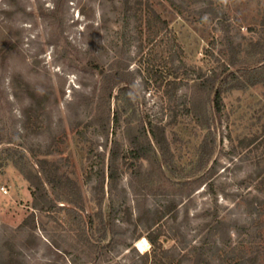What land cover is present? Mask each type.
Wrapping results in <instances>:
<instances>
[{"label": "rangeland", "instance_id": "rangeland-1", "mask_svg": "<svg viewBox=\"0 0 264 264\" xmlns=\"http://www.w3.org/2000/svg\"><path fill=\"white\" fill-rule=\"evenodd\" d=\"M173 1L150 0L167 27L160 35H148L144 9L138 19L130 11L126 23L124 0H0V264H96L86 242L98 235L94 174L102 159L108 163L115 141L122 153L130 145L124 132L129 112L108 130L94 112L101 74L86 66L90 57L106 70L129 73L131 82L113 91L112 112L123 104L127 108L130 100L146 123L165 126L174 162L182 170L170 180L181 179L194 166L206 130L187 110L193 79L218 67L227 36L243 44L264 37V0ZM26 89L41 100L38 116L29 113L36 98ZM216 136L208 167L216 166L207 183L190 197L167 189L140 201L152 212L171 199L177 203L152 228L146 226L147 216L145 224L134 225L139 201L129 185L130 160H119L118 186L110 193L106 180L103 206L105 218L112 203L117 210L115 233L107 238L114 237L115 247L110 259L98 264H196L201 259L194 248L215 218L227 223L229 247L250 254L249 240L264 245V227L259 233L253 223L264 220L263 85L223 95ZM9 138L12 143L6 142ZM7 148L23 151L35 169H40L37 159L58 162L60 173L79 184L83 208L62 201L48 211L33 208L32 185L14 165V155L2 152ZM127 212L132 222L122 220ZM158 230L154 248L147 235ZM143 238L146 251L137 247ZM212 241L201 264H222Z\"/></svg>", "mask_w": 264, "mask_h": 264}, {"label": "trees", "instance_id": "trees-1", "mask_svg": "<svg viewBox=\"0 0 264 264\" xmlns=\"http://www.w3.org/2000/svg\"><path fill=\"white\" fill-rule=\"evenodd\" d=\"M130 1L124 0L125 12L123 18L126 23L131 19L128 15L130 11H133V17L138 19V12L144 9L147 16L144 21L147 34L160 35V32L167 27V21L160 17L150 0H134V7ZM170 1L175 5V1ZM206 1L203 0L202 2ZM208 3L212 5V2ZM210 10L216 15V8L213 7ZM142 14L141 12V16L144 15ZM224 43H226L224 44L226 47L220 49L221 58L217 60L218 67H214L208 72L201 71L193 79L190 106L187 110L192 113L197 123L206 130V135L198 147V155L194 166L189 173H182L185 177L183 175L181 179L174 182L170 180V176L178 177L182 170L178 169L174 162V156L166 137L165 126L153 121L146 123L138 115L139 111L134 104L129 103L130 100L127 103V108L123 104L121 108L113 112L111 110L110 101L113 91L122 83L131 82L129 73L118 69L106 70L94 57H90L86 62V66L98 70L101 74L97 94L96 89L93 91L97 96L95 107H93L98 118L100 117L102 129L108 130V125L111 122L117 128L122 114L129 112L128 116L125 117L124 132L129 141L130 149L122 153L119 144L115 141L111 148L108 163L106 164L105 160L102 159L94 174L93 191L99 205V211L97 212V218L99 219L98 235L94 242L89 238L86 239L95 254L94 263L98 264L102 258L109 260V256L115 247L114 237L112 236L108 242L107 238L109 234L115 233L117 210H115V205L112 203L109 217L105 218L103 206L107 194L105 191L106 180L108 179V191L110 193L116 190L118 186L120 159L130 160L131 179L129 185L139 201L136 218L133 220L132 213L127 212L126 218H122V220L128 223L133 220L135 227L145 224L143 220L147 216L146 226L152 228L158 220L164 218L177 207L175 200L171 199L163 209L157 208L152 212L144 209L143 204L140 202L142 199L158 192H166L167 189H169L167 192H171V195L179 194L190 197L197 187L210 180L216 164L214 163L210 168L208 166L217 147L216 122L221 118L223 95L233 90L245 91L258 85L264 86V37L243 44L235 43L231 37L227 36ZM80 66L82 67L81 64ZM83 68L87 67L84 66ZM127 90L128 88L124 86L120 88L122 93ZM26 92L34 99L36 98L35 107L29 113L36 112L35 114L38 116L39 111L43 110L41 100L34 92H30V89H26ZM93 99L90 97L87 101L92 103ZM112 114L113 117L111 118ZM2 141L4 140H0V144ZM6 142L12 143L13 141L9 138ZM2 152H11V155H14V165L32 185L33 208L48 211L55 206L54 202L58 201L83 208L82 191L79 184L66 174L60 173L58 162L37 159L40 169H35L23 151L7 148ZM144 162H147L148 166L145 167ZM174 213L173 217L176 218L177 213ZM253 223L257 225V229L264 227V220L256 221L254 219ZM226 225L224 219L216 218L205 225L209 233L200 241V245L194 248L198 258L201 259L197 260L196 264H201L203 262L202 258L211 249L210 239H213L212 242L216 247L218 259L222 264H258L259 260H264V245L258 244L257 239L248 241L252 245L250 254L242 249L237 250V247H229L228 241L230 240L227 236ZM237 228L239 234H242L241 227ZM257 232L260 233V229ZM160 235L161 231L159 230L152 231L147 235V239L154 248L158 245ZM127 245L129 246L128 243ZM243 246L241 245L242 248ZM228 248H230V251H228ZM220 252L221 254H219ZM8 264L12 263L9 262Z\"/></svg>", "mask_w": 264, "mask_h": 264}, {"label": "bare ground", "instance_id": "bare-ground-1", "mask_svg": "<svg viewBox=\"0 0 264 264\" xmlns=\"http://www.w3.org/2000/svg\"><path fill=\"white\" fill-rule=\"evenodd\" d=\"M137 247L141 250V251H146L148 248V242L146 239H141L137 242Z\"/></svg>", "mask_w": 264, "mask_h": 264}]
</instances>
